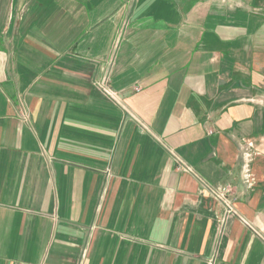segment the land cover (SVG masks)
<instances>
[{"label": "crops", "instance_id": "crops-1", "mask_svg": "<svg viewBox=\"0 0 264 264\" xmlns=\"http://www.w3.org/2000/svg\"><path fill=\"white\" fill-rule=\"evenodd\" d=\"M0 264H264V0H0Z\"/></svg>", "mask_w": 264, "mask_h": 264}, {"label": "built area", "instance_id": "built-area-1", "mask_svg": "<svg viewBox=\"0 0 264 264\" xmlns=\"http://www.w3.org/2000/svg\"><path fill=\"white\" fill-rule=\"evenodd\" d=\"M115 61V53L111 55V58L108 62V68L106 70L105 75L99 80L98 87L103 92V94H106L110 98L116 99L118 95L111 89V74H112V67L114 66ZM251 154H249V157ZM231 192V189L229 187L219 188V190L214 192V195L216 196V199L220 202H222L226 209H228V212L235 213L234 209L232 208V205L229 201L228 195Z\"/></svg>", "mask_w": 264, "mask_h": 264}]
</instances>
